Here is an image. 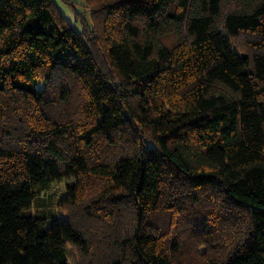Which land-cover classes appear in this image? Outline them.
<instances>
[{
    "label": "trees",
    "instance_id": "trees-1",
    "mask_svg": "<svg viewBox=\"0 0 264 264\" xmlns=\"http://www.w3.org/2000/svg\"><path fill=\"white\" fill-rule=\"evenodd\" d=\"M84 1L80 34L53 0H0V126L25 125L0 135L25 140L0 142V264H73L71 246L87 254L71 221L29 212L70 178L71 202L94 178L101 203L126 199L134 214L125 230L110 224L120 251L103 264H264V0ZM49 92L56 120L43 109ZM180 183L217 189L245 213L222 253L175 261V236L149 222Z\"/></svg>",
    "mask_w": 264,
    "mask_h": 264
},
{
    "label": "rangeland",
    "instance_id": "rangeland-1",
    "mask_svg": "<svg viewBox=\"0 0 264 264\" xmlns=\"http://www.w3.org/2000/svg\"><path fill=\"white\" fill-rule=\"evenodd\" d=\"M92 1L95 5L99 3V0ZM230 1L227 0V2ZM53 2L58 13L68 21L75 31L81 34L84 29L83 23L90 22V14L86 9L85 1L53 0ZM234 5V1L229 5H224V10L228 6L233 7ZM242 40L240 37L236 39L235 45L239 49L246 47V43ZM38 88L41 89L42 85L39 84ZM53 100H55L53 94L49 92L45 99L49 105L43 109L50 120H56L62 114L61 104ZM5 104L2 102L1 105ZM4 112L7 111L4 109ZM75 115L79 118L77 113ZM0 120L2 119L0 118ZM22 122L23 120L14 121L13 124L3 122V125L0 126V135L10 129L13 133H16L18 129L20 132L17 134L21 135L25 126ZM22 141L25 140L13 137L0 140L1 144L6 145H17ZM84 180L89 187L79 201L71 202L70 191L67 189V184L75 183L76 179H65L41 190L34 199L29 212L41 219L63 218L69 220L81 231L87 243V254H83L76 247H69V259L73 264H103L108 253L118 254L120 251L110 243L112 240L110 235L107 236L108 231L112 235L117 234L110 224L120 223L125 230L133 220L134 214H132L126 199L122 200L116 209L110 202L107 205L101 203V198L97 196L102 191L100 189L102 183L94 178H85ZM179 185L176 188V192L181 194L179 199L172 203L170 199L173 193L165 194L160 207L150 213L148 217L149 222L154 224L155 228L165 234L168 239L175 236L177 250L172 254L175 261L195 263L201 255L210 256L214 253H222L224 238L241 237V233L246 227L245 213L228 205L220 191L210 189L201 193L190 190L181 183ZM176 189L174 188V190ZM174 190L172 191L175 192ZM169 195L170 199L167 197ZM194 196L199 200L197 201ZM104 204L106 206H103ZM108 209L111 212L120 209L116 220L112 217H105V212ZM89 260L93 261L89 262ZM97 260L100 262L97 263Z\"/></svg>",
    "mask_w": 264,
    "mask_h": 264
}]
</instances>
